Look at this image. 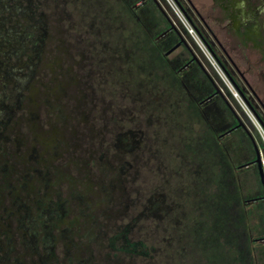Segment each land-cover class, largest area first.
<instances>
[{"label":"rangeland","instance_id":"obj_1","mask_svg":"<svg viewBox=\"0 0 264 264\" xmlns=\"http://www.w3.org/2000/svg\"><path fill=\"white\" fill-rule=\"evenodd\" d=\"M169 1L0 0V264H264L258 122ZM181 2L264 85L259 0Z\"/></svg>","mask_w":264,"mask_h":264},{"label":"flooded vegetation","instance_id":"obj_2","mask_svg":"<svg viewBox=\"0 0 264 264\" xmlns=\"http://www.w3.org/2000/svg\"><path fill=\"white\" fill-rule=\"evenodd\" d=\"M140 1H143V0H140ZM177 1L180 4V6L182 7V9L185 11V13L187 14L189 20L194 23L195 28H196L197 32L199 33L201 39H203V41L207 44V47L209 48V50L212 51V54L215 56V58L220 63V65L222 66V68H224L227 76L230 78L231 82L234 83L233 85L237 86V88L245 95V98L247 99L248 104L256 112L257 117L259 119H261L262 125L264 126V99L261 97V92L264 90L263 83L260 80H258V86H256L253 83V80L250 79L249 76H247V73H246L247 72V69H242L241 66L239 64H237V62H236L235 58H233L232 54L230 52H228L227 50H225V48L223 47L222 42H221L219 36L216 34V31L206 21V19L201 16V14L199 16H200V21L202 22V26L197 22V19L196 18L194 19L190 15V13L187 12V10L183 6L181 0H177ZM242 6L244 7L243 4H242ZM256 12H257L256 14L258 15V17H260L262 20H264V0H259L258 6L256 7ZM238 13H239V10H238L237 14ZM244 14H245V12L243 13L242 17H240L242 19V21H241L242 24H245L244 22L247 21V19H246L247 16H244ZM203 27H205L207 29V31H208L207 33L205 32V30H204ZM261 28L264 29V23H262V25L260 26V29H259V26L256 27V35H257V38H256V41L255 42L253 41V39H252V41L254 42L253 44L256 47L261 46L262 47L261 49H262V52H263V50H264V48H263L264 38H262V36H261ZM247 29L248 28H246L245 30H247ZM165 30H167V29H165ZM245 39L246 40H251V39H249V37L248 38H245ZM179 40H180V37H178V39L175 40V44L177 42H179ZM181 41L182 42H180V45L182 43L186 44L185 41H184V39H182ZM152 42L154 43V41H152ZM242 44L243 45H246L245 42L242 43ZM217 46H219L220 48H224L223 54L220 52V50L217 49ZM166 51L164 52L165 55L168 54V53H166ZM159 55L162 56L161 53H159ZM162 57H164V56H162ZM259 60L262 63L264 62V53L261 55V57L259 58ZM192 62H194V58L187 57L186 60L184 61V63L182 64V66H178L177 70H181L182 68H185V67L191 65ZM203 69H205V68H203ZM209 77L210 76L208 74V78ZM208 80H211V79L209 78ZM213 84L215 86V83H213ZM209 86H210V93L211 94H214L215 93V89L211 85H209ZM215 88L217 90V87L216 86H215ZM208 97H211V95L208 96ZM234 114L235 113H232V116L236 118L237 115L236 114L234 115ZM236 123H237V120H236ZM252 141H253V139H252ZM253 145H254V149H255V147H257V149L259 151V148L260 147L257 146V144H255L254 141H253ZM255 151H256V149H255ZM259 156H260V152H259ZM250 163H252L255 166V168L256 167L258 168L257 163H256L255 159H253V157L251 158ZM257 200L259 202L264 203V193L262 195H260L259 198H253V199L248 200V203L247 204H249V203H251L253 201H257Z\"/></svg>","mask_w":264,"mask_h":264},{"label":"water","instance_id":"obj_3","mask_svg":"<svg viewBox=\"0 0 264 264\" xmlns=\"http://www.w3.org/2000/svg\"><path fill=\"white\" fill-rule=\"evenodd\" d=\"M177 1V0H176ZM178 2V1H177ZM159 4V3H158ZM161 7V6H160ZM163 10V9H162ZM190 24L192 25V27L195 29L196 33L199 35V33L197 32L196 28H195V25L192 21H190ZM172 25V24H171ZM200 36V35H199ZM201 38V37H200ZM182 40V38H181ZM203 40V39H202ZM180 42H177L174 46H172L171 48H169L166 53H169L173 48H175ZM233 83V82H232ZM234 84V83H233ZM235 87V89L240 93V96L243 98L244 102L248 105L249 109H251V112L253 113V115L255 116V119L261 123L262 125V121L261 119H259L256 115V112L252 109V107L248 104V101L247 99L245 98V95L237 88V86L233 85ZM217 90H219V88L217 87ZM239 118V117H238ZM239 122L242 123L244 125V123L242 122L241 119H239ZM245 126V125H244ZM263 126V125H262ZM264 127V126H263ZM256 149V158H255V161L257 163V166H258V173H259V176H260V180L261 182L263 183L264 185V178H263V170H262V167H261V163H260V156H259V151L257 149V147H255Z\"/></svg>","mask_w":264,"mask_h":264},{"label":"built area","instance_id":"obj_4","mask_svg":"<svg viewBox=\"0 0 264 264\" xmlns=\"http://www.w3.org/2000/svg\"><path fill=\"white\" fill-rule=\"evenodd\" d=\"M169 1V0H168ZM170 2V4H171V6L173 7V9L175 10V12H178L179 10H178V8L175 6V4H174V2L172 1V0H170L169 1ZM178 15L180 16L181 14L180 13H178ZM181 17V16H180ZM186 21V20H185ZM184 20H183V22L185 23V26H186V28H187V30L190 32V30H189V28L187 27V25H186V23L187 22H185ZM188 25H189V23H187ZM190 26V25H189ZM191 27V26H190ZM192 28V27H191ZM193 30V29H192ZM191 33V32H190ZM192 34V33H191ZM196 35V34H195ZM197 37V35L195 36V39H197L196 38ZM197 41V40H196ZM198 42V41H197ZM205 56L207 57V59L210 61V63L214 66V68H216L217 66H216V63H215V60L212 58V56H210L209 54H205ZM217 69V68H216ZM217 71H218V69H217ZM219 72V71H218ZM220 73V72H219ZM254 122V121H253ZM258 122V121H257ZM254 124H255V122H254ZM255 126H256V128L258 129V131H259V134H260V137H261V141H262V146H263V150H264V130H263V128H261L260 127V124H259V122H258V126L255 124ZM261 167H262V170H263V178H264V156L261 158Z\"/></svg>","mask_w":264,"mask_h":264},{"label":"trees","instance_id":"obj_5","mask_svg":"<svg viewBox=\"0 0 264 264\" xmlns=\"http://www.w3.org/2000/svg\"><path fill=\"white\" fill-rule=\"evenodd\" d=\"M161 57V56H160ZM259 136V135H258ZM259 138H260V136H259ZM260 140H261V138H260Z\"/></svg>","mask_w":264,"mask_h":264}]
</instances>
